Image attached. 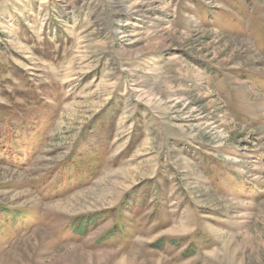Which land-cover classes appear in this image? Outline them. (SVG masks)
<instances>
[{
	"label": "rangeland",
	"instance_id": "1",
	"mask_svg": "<svg viewBox=\"0 0 264 264\" xmlns=\"http://www.w3.org/2000/svg\"><path fill=\"white\" fill-rule=\"evenodd\" d=\"M0 264H264V0H0Z\"/></svg>",
	"mask_w": 264,
	"mask_h": 264
},
{
	"label": "trees",
	"instance_id": "2",
	"mask_svg": "<svg viewBox=\"0 0 264 264\" xmlns=\"http://www.w3.org/2000/svg\"><path fill=\"white\" fill-rule=\"evenodd\" d=\"M7 215H10L9 213ZM96 214L90 215L94 216ZM86 216H80L78 218H72L71 226L70 229L73 230V233L78 234L81 233L82 231L87 229V224L91 223L90 219H88ZM117 226L111 231L112 233L116 230ZM110 232V235L112 234Z\"/></svg>",
	"mask_w": 264,
	"mask_h": 264
}]
</instances>
